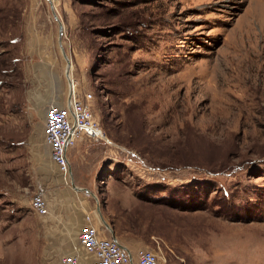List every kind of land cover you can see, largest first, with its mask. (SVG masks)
<instances>
[{
	"label": "rangeland",
	"instance_id": "obj_1",
	"mask_svg": "<svg viewBox=\"0 0 264 264\" xmlns=\"http://www.w3.org/2000/svg\"><path fill=\"white\" fill-rule=\"evenodd\" d=\"M50 1L0 0V264H59L31 210L56 105L23 102L68 93L53 14L107 140L77 139L49 186L82 189L132 264H264V0Z\"/></svg>",
	"mask_w": 264,
	"mask_h": 264
},
{
	"label": "built area",
	"instance_id": "obj_2",
	"mask_svg": "<svg viewBox=\"0 0 264 264\" xmlns=\"http://www.w3.org/2000/svg\"><path fill=\"white\" fill-rule=\"evenodd\" d=\"M91 94L85 95V103L76 98L75 93L68 95L64 105L51 106L45 113L44 141L49 148L50 159L62 174H68L70 163L67 152L77 139L85 137L91 141H106L105 134L94 122L90 107L86 104ZM72 183V182H71ZM31 210L38 216H45L48 207L42 195L31 200ZM96 211H94V216ZM98 227L110 235L97 219ZM93 217L87 214L84 225L77 238V245L91 258L83 261L77 255H62L59 264H132L130 251L120 245L112 236H100L94 226ZM137 264H159L157 256L151 250L138 249L135 253Z\"/></svg>",
	"mask_w": 264,
	"mask_h": 264
},
{
	"label": "crops",
	"instance_id": "obj_3",
	"mask_svg": "<svg viewBox=\"0 0 264 264\" xmlns=\"http://www.w3.org/2000/svg\"><path fill=\"white\" fill-rule=\"evenodd\" d=\"M58 44V41H57ZM59 47V46H58ZM60 50V49H59ZM61 53V51H60ZM62 56V54H61ZM63 58V57H62ZM64 60V59H63ZM65 71V68H64ZM65 76V72H64ZM66 79V78H65ZM71 80V79H70ZM67 81V79H66ZM72 82V81H71ZM73 92H74V82L71 83ZM69 85V84H68ZM68 92L70 91V86H68ZM55 86L52 90L46 91L43 96H23V102L31 103L32 99L34 103H42V104H52L56 106L64 105L68 93L63 92L61 85L55 81ZM64 93H66L64 95ZM39 134V135H38ZM36 134L34 139H38L39 142L30 144V151L35 155L36 147L42 141V134ZM38 135V136H37ZM44 141V140H43ZM45 143V141H44ZM45 146H47L45 144ZM34 164L38 166V182L41 185V193H43L45 200L48 204V213L45 216H38L39 218L45 219L46 223H49V227L47 228V244L52 247L50 254L59 255H77L83 261L90 259L91 257L87 255L78 245L77 238L80 232L81 227L84 225V218L87 214L92 215L94 226L98 229L100 236L109 238L110 235L105 231L101 230L98 226V222L95 220H99L97 214L94 216V211L92 210V206L88 203L81 200V197L78 195L77 190L70 187L73 191V194L69 191L71 199H68L67 191H55L56 189H52L49 185L53 183V181L58 182L57 180H62L63 182H67L68 180H72L71 175L62 174L57 166L50 160L45 161L46 168H43L42 161L33 160ZM59 189V188H58ZM104 219V218H103ZM119 230L114 229L113 233L115 237L120 238L118 234ZM120 235V234H119ZM119 240V239H118ZM122 243V242H121ZM125 246V244L122 243ZM49 247V248H50Z\"/></svg>",
	"mask_w": 264,
	"mask_h": 264
},
{
	"label": "water",
	"instance_id": "obj_4",
	"mask_svg": "<svg viewBox=\"0 0 264 264\" xmlns=\"http://www.w3.org/2000/svg\"><path fill=\"white\" fill-rule=\"evenodd\" d=\"M48 1H49L50 4H52V2L50 0H48ZM53 16H54V19L56 20V22L59 25L58 26V40H57L58 41V46H59V49L61 51L62 57H63L64 61L66 62V65L68 66L69 65V63H68L69 62L68 61L69 59L66 56V54L64 53L63 47H62V43H61V38H62V33H63V26H62L61 22L59 21L58 17L55 14H53ZM65 77H66L67 82L69 84V79L67 78V69H65ZM72 188H74V190H77V191H81L82 190V189H80L78 187H75V186H72ZM93 197H94V195H93ZM96 214H97L98 219L101 222V224H103V226L107 230H109L110 232H112V229L110 228V226L108 224H106L105 220L103 219V217H102V215L100 213V210H99L98 206L96 207ZM112 235H113V233H112ZM112 238L114 240H116V238L114 237V235L112 236Z\"/></svg>",
	"mask_w": 264,
	"mask_h": 264
},
{
	"label": "bare ground",
	"instance_id": "obj_5",
	"mask_svg": "<svg viewBox=\"0 0 264 264\" xmlns=\"http://www.w3.org/2000/svg\"><path fill=\"white\" fill-rule=\"evenodd\" d=\"M69 61V60H68ZM69 63V65L67 66L66 65V62H65V69H67V78L69 79V73H68V71H69V69H70V61L68 62ZM65 72V71H64ZM69 88H70V91H72V84H71V80L69 79ZM71 93H75V92H71ZM71 93H69L68 92V95H71ZM53 162V161H52ZM70 170V169H69ZM67 175H69L70 176V171H69V173L67 174ZM81 192V191H80Z\"/></svg>",
	"mask_w": 264,
	"mask_h": 264
},
{
	"label": "trees",
	"instance_id": "obj_6",
	"mask_svg": "<svg viewBox=\"0 0 264 264\" xmlns=\"http://www.w3.org/2000/svg\"><path fill=\"white\" fill-rule=\"evenodd\" d=\"M204 206L202 205V207H200V208H203Z\"/></svg>",
	"mask_w": 264,
	"mask_h": 264
}]
</instances>
